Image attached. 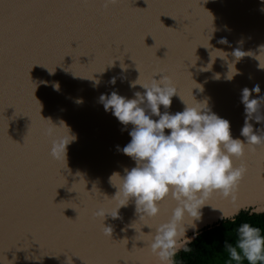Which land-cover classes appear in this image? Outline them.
Returning a JSON list of instances; mask_svg holds the SVG:
<instances>
[{
	"label": "water",
	"instance_id": "1",
	"mask_svg": "<svg viewBox=\"0 0 264 264\" xmlns=\"http://www.w3.org/2000/svg\"><path fill=\"white\" fill-rule=\"evenodd\" d=\"M105 3L0 0V264H158L146 242L152 229L143 225L167 220L176 206L171 198L154 219H139L134 200L119 209L120 218L108 215L104 224L112 226V238L93 216L99 208L118 206L113 184L121 178L113 174L125 175L126 168L136 166L122 152L132 125L105 110L102 94L116 91L132 99L146 91L132 87L133 81L150 84L165 74L179 93L170 109L161 106L162 113L183 111L184 101H207L241 140L246 139L242 90L259 84L264 96L259 61L253 56L236 61L231 55L236 48L251 50L264 63V52L259 53L264 0ZM233 62L239 74L229 80ZM209 63L210 70H200ZM200 85L203 91L195 88ZM259 114L264 115V106ZM62 121L76 136L67 147V162L51 157L52 138L46 134L56 127L58 135L70 138ZM249 123L264 133V121L257 122L255 114ZM241 162L248 171L236 201L213 194L196 227L186 233L192 242L225 220L223 213L234 219L264 206V146L246 147L242 158H234L236 166Z\"/></svg>",
	"mask_w": 264,
	"mask_h": 264
},
{
	"label": "clouds",
	"instance_id": "2",
	"mask_svg": "<svg viewBox=\"0 0 264 264\" xmlns=\"http://www.w3.org/2000/svg\"><path fill=\"white\" fill-rule=\"evenodd\" d=\"M117 2L118 0H106L105 6ZM219 42L227 43L225 39ZM259 49V53L264 52V45H260ZM253 53L251 50L246 52L236 48L231 55L236 61L245 56H253L259 61L258 68L264 69V63L258 58L259 54ZM233 64L234 71L229 65V80L239 74L235 62ZM211 67L212 64L209 63L200 70L208 71ZM215 79H220L219 73L215 74ZM138 81L139 78L131 86L140 85L146 91L136 92L135 98L128 99L116 91L110 96H100L106 111L111 110L123 125H132L129 133L131 141L123 147L122 152L131 157L136 166L130 170L126 168L125 175L113 174L121 178L118 185L112 183L113 176L110 178L113 186L118 189L112 197L117 200L118 206L111 211L99 208L93 212V216L101 219L103 234L112 238V226L104 224L108 215L113 219L120 218L119 209L134 200L139 219H154L161 214L164 202L171 198L176 206L170 217L155 226L148 223L143 226L152 229L146 234L151 237L146 242L158 264H176L175 257L179 252L192 251L190 245L193 238L186 233L189 228L196 227L195 222L202 217L201 209L208 204L211 196L218 193L225 199L236 201L240 184L248 169L243 162L236 166L234 158H242L246 147H251L254 151L257 145L264 146V133H257L249 123L254 114L257 122L264 121V115L259 114L264 106V96H259V84L252 89L245 87L242 90L246 119L241 135L246 139L241 140L233 138L230 121L212 112L207 101L196 99V103L189 105L179 94L186 105L184 110L175 114L169 111L162 113L161 106L166 110L170 109L172 98L179 93L171 77L164 74L159 80L153 78L150 84ZM111 82L115 84V77ZM53 88L59 91V83L54 84ZM195 88L203 91L201 85ZM253 92L257 94V98H253ZM154 116L159 119H153ZM60 126L69 130L70 138L58 135L56 127H49L46 134L52 138L50 155L57 161L67 162V147L76 136L63 121ZM165 130L170 132L166 133ZM253 212H264V206L254 208ZM189 219L191 223L188 222ZM223 219H230L235 224V219L224 213ZM233 231L236 232L235 241H226L224 246L230 260L237 264H242L244 260L248 264H264L262 228L245 222Z\"/></svg>",
	"mask_w": 264,
	"mask_h": 264
},
{
	"label": "trees",
	"instance_id": "3",
	"mask_svg": "<svg viewBox=\"0 0 264 264\" xmlns=\"http://www.w3.org/2000/svg\"><path fill=\"white\" fill-rule=\"evenodd\" d=\"M223 220L212 227H207L190 245L191 252H179L175 257L176 264H237L231 261L224 251L225 242H234L239 225L247 222L253 226L261 227L264 234V213L255 214L251 210H243L235 218ZM242 264H248L246 260Z\"/></svg>",
	"mask_w": 264,
	"mask_h": 264
}]
</instances>
